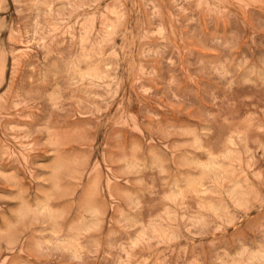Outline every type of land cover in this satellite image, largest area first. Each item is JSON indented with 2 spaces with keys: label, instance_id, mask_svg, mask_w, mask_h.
Returning <instances> with one entry per match:
<instances>
[{
  "label": "rangeland",
  "instance_id": "374dc122",
  "mask_svg": "<svg viewBox=\"0 0 264 264\" xmlns=\"http://www.w3.org/2000/svg\"><path fill=\"white\" fill-rule=\"evenodd\" d=\"M0 264H264V0H0Z\"/></svg>",
  "mask_w": 264,
  "mask_h": 264
}]
</instances>
